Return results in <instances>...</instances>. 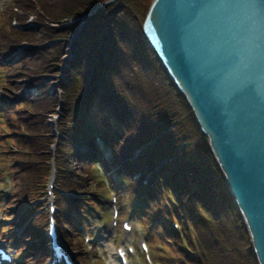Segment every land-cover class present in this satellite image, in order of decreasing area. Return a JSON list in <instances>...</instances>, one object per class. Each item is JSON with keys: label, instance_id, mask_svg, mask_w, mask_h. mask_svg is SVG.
Here are the masks:
<instances>
[{"label": "trees", "instance_id": "obj_1", "mask_svg": "<svg viewBox=\"0 0 264 264\" xmlns=\"http://www.w3.org/2000/svg\"><path fill=\"white\" fill-rule=\"evenodd\" d=\"M110 1L10 0L12 6L6 15L10 28L9 23L4 27L0 55L3 64L15 65L13 71L21 74L15 80L17 90H23V94L15 98H25L36 110L34 121H30L26 130L22 126L20 136L24 145L32 150L36 147L38 152L35 151V159L25 161L19 168L22 186L18 185L14 208L10 210L13 225L20 213L24 216L20 217L19 225L28 222L22 234V238L32 242L23 241V247L31 249L28 264H42L49 256L39 222L45 217L40 208L27 204L36 198L38 184L49 170L46 164L50 157H40V150L51 153L52 125L48 124L47 116L60 104L52 94L55 87L50 88L48 77L45 78L52 73L50 67L63 71L59 86L65 92L61 138L72 147L71 160L77 165V174L84 175L100 159L105 168L132 178V192L141 195L143 201L157 196L160 202L161 190L169 189L178 202L179 209L175 206L174 210L176 217L185 227V221H190L198 230L201 247L195 249L193 258L185 254L190 264H259L209 139L146 40L144 23L148 12L143 22L137 13V3L142 0H116L109 4ZM63 19L69 24L76 21L77 26L71 30L65 28L68 24L61 29L53 27L62 24ZM83 20V33L76 39V29ZM13 21L19 25L13 28ZM55 39H63L65 44L53 43ZM77 105L83 108L82 117L77 113ZM93 126L97 131L91 129ZM96 132L106 139L107 146L115 149L112 158L96 143ZM82 146L86 150L79 152ZM139 147L143 148L142 152L135 157ZM74 173L61 186L72 193V201L57 195L60 232L71 249L78 233L74 219L83 221L80 212L86 213L84 203L92 201L88 199L85 175L77 181L80 189L88 193L76 194L74 180L69 179ZM29 175L30 186L22 189ZM163 213L168 214L166 209H161L156 215L154 229L162 227L163 238L174 236L173 227H167L161 217ZM32 233L42 240L35 241ZM190 244L193 245L192 241ZM77 245L80 251L84 249ZM83 257L84 252L81 260L86 264Z\"/></svg>", "mask_w": 264, "mask_h": 264}, {"label": "water", "instance_id": "obj_2", "mask_svg": "<svg viewBox=\"0 0 264 264\" xmlns=\"http://www.w3.org/2000/svg\"><path fill=\"white\" fill-rule=\"evenodd\" d=\"M144 34L209 139L264 264V0H154Z\"/></svg>", "mask_w": 264, "mask_h": 264}, {"label": "rangeland", "instance_id": "obj_3", "mask_svg": "<svg viewBox=\"0 0 264 264\" xmlns=\"http://www.w3.org/2000/svg\"><path fill=\"white\" fill-rule=\"evenodd\" d=\"M114 1L111 0L109 4L114 3ZM139 2L137 3V13L139 19L143 22L145 15L151 9V3L153 4L154 1L142 0V2ZM10 5V0H0V39L3 35L4 27L9 25L10 28L9 19L6 16L9 13ZM12 23L13 28L19 25L17 21ZM65 25L67 24L62 23L53 27L61 29ZM61 42H64V40L53 41L56 44ZM2 61L3 58L0 55V241L9 244L10 242L12 243V238L15 239L14 244L16 247H14V250L11 248L16 254L17 261L14 264H26L27 258H23V255L27 248L23 247V241L29 244L31 240L29 238H21L19 235L14 238L15 229L19 225L16 224V221L14 225L11 223L14 220L10 216V210L14 208L13 198L17 192V187L18 185L22 186L18 179L19 168L25 164V161L32 160V158L35 159V151L38 152L36 147L32 150L29 146L24 145L20 136L22 126L26 130L28 129L26 126L30 124V121H34L36 110L25 98H15L16 95L21 96L23 94V90H17L18 86L15 80V78L21 77V74L13 71V66L15 65L3 64ZM50 69H52V73L45 75V78L48 77L47 82H49L50 88L55 87L56 91L52 94L56 96L60 104L47 116L48 124L52 125V133L49 134L50 138H53L50 145L51 153L49 152L50 154H48V152L40 150V157H46V155L50 157L46 164L49 170L46 172V176L44 175L45 178L43 176L44 180L38 184L36 198L34 197L29 202L30 205L27 204V206L40 208L42 216L45 217L44 220L39 222L41 223V228L43 227V239L47 247L49 240L46 236L51 218L49 206L54 199L56 200L55 209H60V200H58L57 195L68 193L67 190L60 187L76 171V175L69 178L74 180L73 186L78 189L76 194L87 195L88 193V190L86 193L83 189H80L77 181V179L80 178L81 180V177L85 175V178L88 179H84V182L89 186L90 194H88V199L92 201L88 200L84 203L86 213L80 212L83 221L80 218L74 219L77 222L75 224L78 225V230L71 228L77 230L78 233L77 236H74L73 248L71 249L65 239L62 238L67 246L64 245L65 249L73 255L75 264H84L81 260L83 252L86 264H121L118 260L117 250L125 239L129 241V246L126 249H134V254L128 258V264H190V259L185 254L193 258L196 256L195 249L201 247V243H198V230L190 221H185L188 228L185 227L181 220L176 217L174 210L175 206L179 209L178 202L169 189L164 188L159 193L161 203L158 202L157 196L149 197L143 201L141 195L132 192V187L134 186L132 178L124 177L117 172L108 171L100 159L97 160L98 162H94L95 165L90 170L86 169L84 175L82 173L81 176L77 174V165L74 164L73 159L71 160L72 147L67 142L63 143L61 138L62 128L60 127V122L62 120V104L64 103L65 92L59 86L63 71H57V67L56 69L50 67ZM9 74H11V77ZM11 102L15 103L12 104ZM28 103L31 104V107ZM22 117H25V119H22ZM37 140H35V144ZM111 149L112 156L110 158L116 154L115 149L113 147ZM59 156H61V159ZM60 160H65L67 165ZM31 180L29 175L24 180L22 189L28 188ZM52 184H55V192L53 194L51 192ZM119 188H122V190H119ZM71 198L72 194L66 200L72 201L70 200ZM115 208L120 214L118 218L120 224L118 225H116L111 215ZM161 209H166L168 214L163 213L161 217L166 220L167 227H173L175 232L174 236L166 237L168 240L163 238L165 236L163 235L162 227L154 229V225L157 222L156 215L159 214ZM104 211L110 213L111 216L109 218H101L100 215ZM123 222L130 224L132 227L131 233L127 234L123 230ZM57 223L59 231L62 230L58 221ZM76 225L72 224V226ZM68 230H70V227H68ZM190 241H192L194 246L190 244ZM78 243L84 248L82 251H80ZM141 243L147 244L149 249L148 256L141 250ZM42 264H48L47 260Z\"/></svg>", "mask_w": 264, "mask_h": 264}, {"label": "bare ground", "instance_id": "obj_4", "mask_svg": "<svg viewBox=\"0 0 264 264\" xmlns=\"http://www.w3.org/2000/svg\"><path fill=\"white\" fill-rule=\"evenodd\" d=\"M116 1V0H115ZM114 1V2H115ZM63 21V22H62ZM60 22H62V23H66V24H68L65 28L66 29H68V30H71L72 28H74V27H76L77 25H76V21L74 22V23H72V24H69V22H68V20L67 19H63V20H61ZM84 27H85V22L83 21L82 22V24L80 25V26H78V29H76L77 31H76V33H75V38L77 39V38H80V36H81V34L83 33V30H84ZM55 40H58V39H55ZM60 40V39H59ZM59 44H65L64 42H61V43H59ZM80 105H77V113H79L78 115L80 116V117H82V114H83V108H81V107H79ZM79 152H84L83 150H86V147H84V146H82V147H80L79 148ZM78 152V153H79ZM89 153V152H88ZM106 167V166H105ZM108 171H114L113 170V168H106ZM60 188H62V187H60ZM72 193H70V192H68V193H65V194H63V196L64 197H66V199H68L69 198V196L71 195ZM56 202V200L54 201V203ZM60 210H57L54 214H53V216H54V219L56 220V221H58L57 219H58V217H59V214H60ZM24 215H22L21 213L19 214V219H18V222L16 223V224H18L19 225V223H20V217H23ZM50 216L51 217H53L51 214H50ZM28 224V222L27 221H24V223L23 224H20L19 226H18V228L16 229V233L15 234H17V235H19V236H21V238H22V234L24 233V231H25V228H26V225ZM21 233V234H20ZM128 234V233H127ZM32 235L34 236V240L35 241H41L42 239H40L39 237H38V235H34L33 233H32ZM63 238V237H62ZM32 243V242H31ZM30 243V244H31ZM25 244V243H24ZM15 244L14 243H12V246H14ZM127 246H129V241H128V239H125L124 240V243L121 245V249H126V247ZM25 248H27V250H26V252L27 253H25L24 255H23V258H27V262H26V264H28V259H29V256H30V250H29V247H26V245H25ZM27 254V255H26ZM35 254H36V251H35ZM70 257V256H69ZM24 260V259H23ZM70 260L72 261L73 260V257H70ZM23 263H25V261H23ZM72 263L74 264V262L72 261ZM63 264V263H62ZM110 264V263H109Z\"/></svg>", "mask_w": 264, "mask_h": 264}]
</instances>
